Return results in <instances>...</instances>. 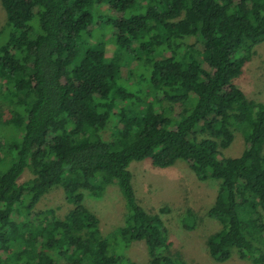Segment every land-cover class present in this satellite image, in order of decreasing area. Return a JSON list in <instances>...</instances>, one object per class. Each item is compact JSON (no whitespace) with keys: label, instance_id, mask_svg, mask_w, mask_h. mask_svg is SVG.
I'll use <instances>...</instances> for the list:
<instances>
[{"label":"trees","instance_id":"obj_1","mask_svg":"<svg viewBox=\"0 0 264 264\" xmlns=\"http://www.w3.org/2000/svg\"><path fill=\"white\" fill-rule=\"evenodd\" d=\"M103 5L117 17L98 16ZM0 7V264H136L120 253L134 243L146 264H185L170 255L160 216L135 198L128 166L143 160L159 169L180 161L216 182L206 211L219 227L205 240L213 263L264 264V104L233 83L264 44V0ZM108 37L119 68L105 56ZM235 138L240 154L225 156ZM25 171L30 178L18 182ZM109 185L124 214L103 236L83 197L98 199ZM56 189L61 216L38 208ZM194 222L186 211L183 227Z\"/></svg>","mask_w":264,"mask_h":264},{"label":"rangeland","instance_id":"obj_2","mask_svg":"<svg viewBox=\"0 0 264 264\" xmlns=\"http://www.w3.org/2000/svg\"><path fill=\"white\" fill-rule=\"evenodd\" d=\"M98 16L108 19L117 17L104 5ZM3 22L4 13L0 7V44L4 42L7 34ZM105 56L114 68L121 66L123 56L114 50L109 37L106 39ZM132 68L133 64H130L128 69ZM233 83L247 99L264 104V44L255 48L254 55L244 65L241 75ZM241 150L242 142L239 138H235L224 154L228 157H236ZM128 170L131 173L134 195L139 206L147 213L158 214L163 221L170 242V255L178 254L185 264H216L210 260L205 249L206 238L219 228L213 219L206 216V211L213 202L217 190L216 182L197 180L188 166L180 161L172 167L159 169L152 167L149 160H143L130 163ZM29 178L30 174L25 171L18 182ZM83 205L97 217L100 233L103 236L122 224L124 205L115 185L107 186L98 199L84 194ZM38 208H53L56 214L61 216L66 211L67 205L61 191L56 189L43 195ZM186 211H190L195 217L190 230L183 227ZM120 253L133 263L147 262V255L141 243L130 244L121 249ZM222 264L251 263L232 257Z\"/></svg>","mask_w":264,"mask_h":264}]
</instances>
